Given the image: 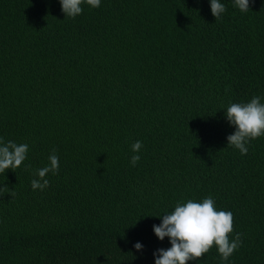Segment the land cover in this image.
<instances>
[{
	"label": "trees",
	"instance_id": "obj_1",
	"mask_svg": "<svg viewBox=\"0 0 264 264\" xmlns=\"http://www.w3.org/2000/svg\"><path fill=\"white\" fill-rule=\"evenodd\" d=\"M222 2L218 20L208 0H101L73 19L0 0V137L29 146L0 173V264H154L170 247L156 216L208 195L241 233L224 264H264V136L241 155L223 110L264 97V0ZM197 259L222 264L215 245Z\"/></svg>",
	"mask_w": 264,
	"mask_h": 264
},
{
	"label": "clouds",
	"instance_id": "obj_2",
	"mask_svg": "<svg viewBox=\"0 0 264 264\" xmlns=\"http://www.w3.org/2000/svg\"><path fill=\"white\" fill-rule=\"evenodd\" d=\"M232 6L241 13L250 9V0H231ZM64 17L75 18L83 11V5L98 8L101 0H59ZM210 11L215 20L221 19L226 11L222 0H208ZM224 110V119L233 131L227 135V146L239 150L241 155L248 152L251 140L264 136V97L253 95L246 102H232ZM28 144L5 141L0 137V173L14 171L27 158ZM142 142L136 140L131 144L130 164L134 167L140 160L138 154ZM48 163L35 169L30 183L33 190H44L49 185L46 174L53 175L59 170V157L55 149L47 157ZM25 167H28L25 165ZM6 185H0L3 192ZM156 217L159 224L152 225L156 238L163 241L167 237L170 247L157 248L153 251L154 264H186L201 257L215 245L222 264L228 261L235 250L241 246V233L233 231V214L230 210L217 208L212 195L201 200L187 199L177 201L173 210ZM229 234L232 238H229ZM134 249L142 253L144 245L140 241L133 244Z\"/></svg>",
	"mask_w": 264,
	"mask_h": 264
}]
</instances>
